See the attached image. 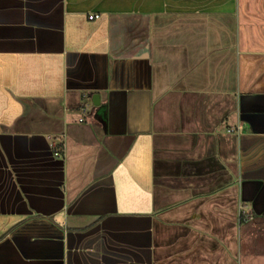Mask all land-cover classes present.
Masks as SVG:
<instances>
[{"label":"crops","instance_id":"obj_1","mask_svg":"<svg viewBox=\"0 0 264 264\" xmlns=\"http://www.w3.org/2000/svg\"><path fill=\"white\" fill-rule=\"evenodd\" d=\"M259 224L264 0H0V264H264Z\"/></svg>","mask_w":264,"mask_h":264},{"label":"rangeland","instance_id":"obj_2","mask_svg":"<svg viewBox=\"0 0 264 264\" xmlns=\"http://www.w3.org/2000/svg\"><path fill=\"white\" fill-rule=\"evenodd\" d=\"M235 208L237 209L236 212L238 214H240L241 212L245 213V215L247 216V218H246L247 220L252 219L251 213H249V211L247 210V208L244 205H241L238 203ZM245 232H246L245 234H247V236H253V234H257V244L261 243V248L264 249L263 248L264 244L262 243V242H264V224L257 225V228L252 227L251 225L247 226L245 229ZM259 238H261L262 242H261V240H259Z\"/></svg>","mask_w":264,"mask_h":264},{"label":"trees","instance_id":"obj_3","mask_svg":"<svg viewBox=\"0 0 264 264\" xmlns=\"http://www.w3.org/2000/svg\"><path fill=\"white\" fill-rule=\"evenodd\" d=\"M53 152L55 154H57L58 156H62L63 155V147H62V143H58L52 146ZM244 217V214L241 212L240 213V220H242V218Z\"/></svg>","mask_w":264,"mask_h":264},{"label":"built area","instance_id":"obj_4","mask_svg":"<svg viewBox=\"0 0 264 264\" xmlns=\"http://www.w3.org/2000/svg\"><path fill=\"white\" fill-rule=\"evenodd\" d=\"M98 17H99V15H97V14L89 15V19H94V18H98Z\"/></svg>","mask_w":264,"mask_h":264}]
</instances>
